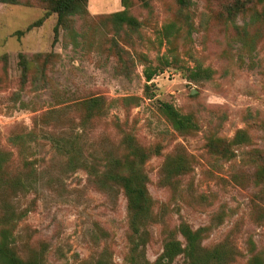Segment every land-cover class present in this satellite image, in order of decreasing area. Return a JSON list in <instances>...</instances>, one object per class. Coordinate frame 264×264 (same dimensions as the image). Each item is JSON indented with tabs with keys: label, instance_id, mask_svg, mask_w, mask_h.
<instances>
[{
	"label": "rangeland",
	"instance_id": "obj_1",
	"mask_svg": "<svg viewBox=\"0 0 264 264\" xmlns=\"http://www.w3.org/2000/svg\"><path fill=\"white\" fill-rule=\"evenodd\" d=\"M86 3L55 32L48 0L0 2V264H191L187 252L163 257L170 240L186 246L182 225L201 229L202 260L218 250L205 264H264V164L254 158L260 175L250 161L264 153L262 3ZM230 4L242 5L233 21ZM119 11L137 24L116 23ZM163 103L193 129H174ZM239 130L248 140L234 156L209 151V138ZM137 149L153 205L133 232L107 172ZM180 157L184 171L164 180Z\"/></svg>",
	"mask_w": 264,
	"mask_h": 264
},
{
	"label": "trees",
	"instance_id": "obj_2",
	"mask_svg": "<svg viewBox=\"0 0 264 264\" xmlns=\"http://www.w3.org/2000/svg\"><path fill=\"white\" fill-rule=\"evenodd\" d=\"M21 0H0L3 3H18ZM179 5L186 6L188 4V0H176ZM259 3H262L261 10L256 14L257 19L264 25V0H256ZM87 0H48V7L46 8L48 11L54 12L57 15V22L54 26V31L57 32V26L61 24L66 17L72 15H81L86 12V3ZM46 3V2H45ZM242 5L232 4L227 5L224 9V13L226 18L229 21H233L234 16L238 13V8H241ZM112 17L114 21L118 24L127 23L129 25L137 24L135 19L128 16L125 11H119L112 13ZM41 20L35 22L40 23ZM173 25L170 24L166 28H171ZM22 58L21 63L24 62V57L20 55ZM202 72H206L203 70ZM146 80H150L152 78L153 72L149 69H145ZM207 76L208 74L205 73ZM198 75V74H197ZM97 99L92 100V103L97 102ZM162 110L164 114L171 120L174 129L180 132H187L193 129V122L190 115H182L180 114L171 104L163 103ZM248 137L246 136L245 130H239L236 132L235 136L231 140H226L221 137H211L209 138L208 148L211 153L216 156L223 157L225 159H229L234 156L232 153L230 146L232 144H244L247 143ZM138 161H132L129 157L124 159L114 158L111 161V164L116 168L115 172H107V181H114L119 184L123 190V193L127 200V211L129 214L130 227L133 228V232H137L138 227L136 226L139 223H143L149 216L150 209L152 207V200L148 194L146 188V176L141 170V164L144 162L145 158H147L148 153L144 151H140L137 149ZM257 162H261L264 164V153L262 150L253 149L250 153V161L256 166V168L260 169V175H262L263 169L259 167ZM2 157L0 152V165H1ZM184 171V167L182 164V158H174L172 161H166L164 166V174L165 179H170L171 177L181 174ZM180 232L186 240V246L183 248L179 241L170 240L165 244V249L163 253V257L167 260L172 259L174 256L181 252H187L190 254L191 264H205L207 261L217 257V249L204 253V260L199 257L198 247L199 240L201 236V229L192 230L188 225H182L180 227ZM2 261L4 264H35L31 262H24L14 256L3 255ZM101 264V263H98ZM153 264H164L162 261H155ZM253 264H261L260 260H254Z\"/></svg>",
	"mask_w": 264,
	"mask_h": 264
}]
</instances>
